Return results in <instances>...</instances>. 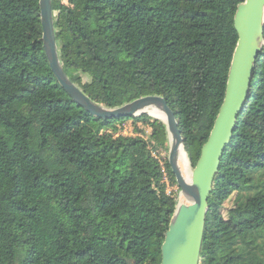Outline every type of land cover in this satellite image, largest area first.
<instances>
[{
	"label": "trees",
	"instance_id": "obj_1",
	"mask_svg": "<svg viewBox=\"0 0 264 264\" xmlns=\"http://www.w3.org/2000/svg\"><path fill=\"white\" fill-rule=\"evenodd\" d=\"M243 1L52 0L61 63L109 108L163 96L194 167L225 97ZM169 149L162 119L78 105L46 55L40 0H0V264H161L178 202L157 156ZM165 169L178 185L168 159ZM199 264H264V45Z\"/></svg>",
	"mask_w": 264,
	"mask_h": 264
},
{
	"label": "water",
	"instance_id": "obj_2",
	"mask_svg": "<svg viewBox=\"0 0 264 264\" xmlns=\"http://www.w3.org/2000/svg\"><path fill=\"white\" fill-rule=\"evenodd\" d=\"M40 8L44 49L52 71L78 105L103 119L148 114L167 124L170 145L168 161L180 187V195L165 234L161 264H199L209 198L224 152L231 143L238 117L249 97L255 64L264 45V0H245L237 6L234 25L238 41L229 68L225 97L210 135L202 147L201 156L192 167L188 179L179 166L181 147L187 153L184 138L175 112L166 99L160 95H147L115 108L92 100L71 80L61 63L52 0H40ZM153 110L162 113L165 118L150 113Z\"/></svg>",
	"mask_w": 264,
	"mask_h": 264
},
{
	"label": "rangeland",
	"instance_id": "obj_3",
	"mask_svg": "<svg viewBox=\"0 0 264 264\" xmlns=\"http://www.w3.org/2000/svg\"><path fill=\"white\" fill-rule=\"evenodd\" d=\"M139 125H142L141 123H139ZM122 131H123V133L124 134H127V135H132V134H134V126H133V122L132 121H129V122H127V123H125L124 125H123V129H122ZM168 154H169V152L167 153V152H165V151H163V152H161L160 154H158L157 153V156L159 157V159H160V161L162 162V164L165 166V160L166 159H168ZM190 160V159H189ZM189 163H190V167H191V169H192V164H191V162L189 161ZM168 174V173H167ZM168 177H169V175H168ZM168 182H169V185H168V190L170 191V193H172V194H177V196H178V199H179V195H180V190H179V187H178V185H173L172 183H171V179H170V177L168 178ZM231 205V202L229 201V202H226V206L227 207H229Z\"/></svg>",
	"mask_w": 264,
	"mask_h": 264
},
{
	"label": "bare ground",
	"instance_id": "obj_4",
	"mask_svg": "<svg viewBox=\"0 0 264 264\" xmlns=\"http://www.w3.org/2000/svg\"><path fill=\"white\" fill-rule=\"evenodd\" d=\"M150 113L155 114V115L157 114V115L161 116L162 118H165V116L162 115V113H160V112L153 110V111H150ZM179 166H180L184 176L188 179L190 176L191 167H190L188 155L185 152L183 147H181V150L179 153Z\"/></svg>",
	"mask_w": 264,
	"mask_h": 264
},
{
	"label": "built area",
	"instance_id": "obj_5",
	"mask_svg": "<svg viewBox=\"0 0 264 264\" xmlns=\"http://www.w3.org/2000/svg\"><path fill=\"white\" fill-rule=\"evenodd\" d=\"M161 165H162V170H163V182L166 184V186H167V192L168 193H170V191L168 190L169 188H168V185H169V182H168V174H167V171H166V169H165V166L162 164V162H161Z\"/></svg>",
	"mask_w": 264,
	"mask_h": 264
}]
</instances>
